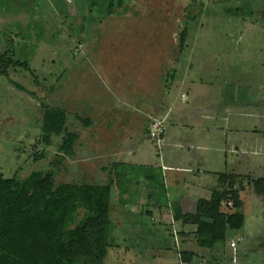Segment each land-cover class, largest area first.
<instances>
[{"label":"rangeland","instance_id":"1","mask_svg":"<svg viewBox=\"0 0 264 264\" xmlns=\"http://www.w3.org/2000/svg\"><path fill=\"white\" fill-rule=\"evenodd\" d=\"M109 3L0 0V57L13 54L35 72L9 70L28 92L0 75V176L25 178L50 169L60 138L47 148L40 142L42 104L64 108L80 140L59 182L103 185L109 179L103 168L127 161L116 168L122 176L114 188L104 264H179L181 251L194 252L195 264H264V196L250 184L252 177L264 178V0H124L128 13L121 8L122 15L105 16ZM227 87L237 89L234 98L223 92ZM189 92L196 96L194 113L183 124L191 127L175 131L205 146L196 155L210 163L196 165V182L244 203L243 227L229 229L213 249L199 247L192 233L181 235L184 212L155 173L162 143L148 131L154 120L168 130L171 125L155 118L144 130L147 117L166 101L175 113H187V98L179 96ZM219 101L227 102L224 120L206 107ZM76 114L91 118L93 126L85 128ZM214 126L226 128L227 172H237L232 178L220 173L226 163H211L222 150L214 146L218 133L208 134ZM43 151L45 158L36 161ZM224 209L237 211L236 205ZM92 242L85 239L77 248L86 260L101 249Z\"/></svg>","mask_w":264,"mask_h":264},{"label":"trees","instance_id":"2","mask_svg":"<svg viewBox=\"0 0 264 264\" xmlns=\"http://www.w3.org/2000/svg\"><path fill=\"white\" fill-rule=\"evenodd\" d=\"M121 8L123 13H128L124 0H110L104 14L122 15ZM191 13L190 10L188 16ZM186 34L184 29L179 35L181 50ZM16 68L35 75L26 61L15 59L13 54L0 57V75L19 91L28 92L9 78V70ZM163 81L168 87L167 78ZM69 118L66 109L42 104L40 142L47 148L55 138H60L55 161L50 169L33 171L25 178L0 176V264H104L110 246L113 191L120 180L118 176H122L116 173V168L126 164L112 162L104 168L109 179L103 185L59 182L58 175L65 169L66 161L76 158L80 140V134L68 127ZM75 118L85 128L93 126L89 117L76 114ZM45 154V151L37 154L36 161L44 159ZM250 184L258 196H264V178H251ZM235 205L237 211L227 212L222 193L215 191L210 199L198 202L194 213L181 214V234L192 233L199 247L213 249L226 240L229 229L243 227L244 203L237 199ZM186 226H193L194 231H187ZM85 239L93 241L96 248L101 247L93 260L77 253ZM179 255V264H195L194 252L181 251Z\"/></svg>","mask_w":264,"mask_h":264},{"label":"crops","instance_id":"3","mask_svg":"<svg viewBox=\"0 0 264 264\" xmlns=\"http://www.w3.org/2000/svg\"><path fill=\"white\" fill-rule=\"evenodd\" d=\"M230 88L231 89L229 90L227 87L226 88L227 91L223 90V92L225 93V95H229L228 93L230 91L231 92L230 96L234 98L235 95L234 92H237V89L234 87H230ZM182 97L187 98L185 100L186 103H188L189 105V110L187 109V113H185L184 115L175 113L171 109V107L167 104L166 101V103L164 104L165 107L162 105L163 106L162 109L156 110L157 111V112L155 111L156 113L154 112L153 114L152 111L151 114L154 116L147 117L146 123H144V130H146L147 127L149 126L150 120L155 118L164 119L168 123V125H171L169 127V130L168 128H166L165 134L161 139L162 148L158 160L160 167H159V171L155 173H158L163 178L162 188L164 192H166V194L172 193L171 195L178 199L177 209L182 210L184 213H194L196 211L197 204L200 200L210 199L213 193L219 190H217L215 186H213L212 184L204 183L201 181L196 182V176H194L196 171V165L204 166L210 163L208 160L204 158L203 155H199V156L196 155V148L203 151L205 150L204 148L205 146H201L199 143L195 141V139H192V143H191L189 139H186L182 136V133L175 131V130L185 131L184 129L185 125L187 126V128L191 127L190 124L184 125L183 123L185 122L183 121L189 119V117L193 116L192 114L194 113L193 112L194 106H191V104L193 102V99L196 98V96H194L192 93L189 92L184 95H180L179 99L181 100ZM198 102H200L201 104V100L199 101V97L197 103ZM233 103L230 104V107L233 105ZM206 107L214 110L212 114L214 115L213 117H215L216 119L224 120L227 117L225 116V114H227L228 106H227V102L225 101L223 102L219 101L217 103L211 102V104L207 105ZM163 108L166 109V111ZM178 125L180 126L181 129L178 128ZM222 127L223 126H219V127L214 126V128L208 129V134H211V132H213V134L218 133L219 142L217 143L213 142V143H215L214 144L215 148L216 147L222 148L220 153L221 155L219 157L212 159L211 163L213 161L214 163L217 162L220 163L221 166H224L225 163L227 162V157L224 152L225 147L227 146V131L226 128H222ZM128 152L130 153V151ZM114 162H121V161H114ZM122 162L127 163L126 160ZM131 165H133V163H131ZM227 165L228 164L226 163L225 169H223L222 167L220 173L224 171L226 178H232V176H236L237 172L235 170H232L229 173L227 172ZM204 169L205 172L212 174L210 170H206V168ZM102 172L104 174L106 173L104 168ZM252 179H259V178L252 177ZM219 192H221L223 195V205L225 208L229 209L235 207L236 204L235 201H233L230 197H227V195L224 192L222 191ZM113 198H114V191H113ZM237 199L240 198L237 197L236 201ZM113 204L114 202L112 200V206ZM127 205L124 207H127Z\"/></svg>","mask_w":264,"mask_h":264},{"label":"built area","instance_id":"4","mask_svg":"<svg viewBox=\"0 0 264 264\" xmlns=\"http://www.w3.org/2000/svg\"><path fill=\"white\" fill-rule=\"evenodd\" d=\"M166 131V126L164 121L154 120L149 128V138L153 141L161 140ZM232 247L235 246V243L231 244Z\"/></svg>","mask_w":264,"mask_h":264}]
</instances>
